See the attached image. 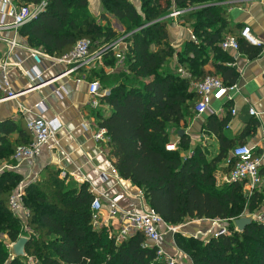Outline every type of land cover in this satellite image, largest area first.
I'll return each instance as SVG.
<instances>
[{"label": "trees", "instance_id": "1", "mask_svg": "<svg viewBox=\"0 0 264 264\" xmlns=\"http://www.w3.org/2000/svg\"><path fill=\"white\" fill-rule=\"evenodd\" d=\"M14 1L17 6L44 4L16 33L26 47L47 56L60 58L85 40L91 55L105 48L100 59L103 66L113 68L118 60L112 45L118 40L125 45L119 72L106 74L101 68L88 72L85 67L79 71L88 83H98L99 102L109 108L107 116L99 109L97 119L98 128L106 133L112 165L120 179L141 190L147 207L172 227L192 220L228 224L224 233L206 240L173 234L175 246L191 264H264V224L251 220L238 231L231 223L261 210L264 192L253 190L249 195L243 181L216 185L215 172L231 146L219 138V154L210 161L199 151L181 157L188 148L184 138L178 151L166 149L167 128L193 115L197 98L189 91L191 82L217 77L201 69L209 51L219 56L221 43L232 37L238 52L250 58L260 52L240 33L233 34L224 7L218 5L227 0H138L139 10L130 0H98L103 10L99 17L90 12L88 0ZM179 12L191 27L192 41L176 53L167 26L169 16ZM111 19L124 26L120 36ZM174 55L189 78L166 68ZM217 73L225 86L234 84L231 70ZM225 125L224 120H210L208 127L219 136ZM15 132L17 139L11 141ZM31 141L21 121L20 127L11 120L0 121V162L5 163L0 171V264H164L157 259L156 248L143 246L141 232L117 243L111 231L94 228L90 211L94 195L87 183H77L67 174L62 178V172L46 167L23 185V176L11 166L16 148ZM20 187L23 211L15 212L10 200ZM22 236L27 239L24 256L12 257L8 246Z\"/></svg>", "mask_w": 264, "mask_h": 264}, {"label": "crops", "instance_id": "2", "mask_svg": "<svg viewBox=\"0 0 264 264\" xmlns=\"http://www.w3.org/2000/svg\"><path fill=\"white\" fill-rule=\"evenodd\" d=\"M135 2L138 4L137 10H139V1L135 0ZM99 5L98 0H88L90 12L93 15L96 14L97 17L102 13L96 10ZM218 5L224 7L227 22L233 34L238 36L243 28H249L253 38L262 43V46L259 47L260 52L256 57L250 58L241 51L223 50L219 56L209 51L207 60L200 64L201 69L205 73L217 76L222 82L223 78L217 73V70H231L236 75L233 84L236 89L231 94L230 100L219 99L212 95L205 113L197 115L193 109L191 118L186 119L178 126L171 124L167 128L169 144L174 145L177 148L175 151H178L179 142L184 138L188 143V148L180 153L181 157L189 158L195 151L196 153L199 151L206 161L218 156L219 138L229 144L231 149L215 172L218 187L229 184L227 177L233 166L232 163H234L231 150L237 145L249 147L261 161V184L255 190L264 192V0H227ZM182 14L179 12L170 15L167 26L168 39L176 53L181 51L185 42L192 41L191 27L187 23H183ZM110 21L113 23V25L111 24L113 29L119 28L118 21L114 19ZM13 39L19 46L10 49L7 41ZM117 42L112 45L113 53L118 60L115 67L107 68L99 59L89 67H85V70L101 68L106 74L119 72L122 67L118 55L124 53L125 45L121 40ZM247 45L253 46L248 43ZM25 46V42L18 37L14 30L6 29L0 32V59L4 58L10 63L18 62L19 64L11 67L9 74L14 97H7L0 92V121L11 120L18 127H20L21 121L22 128L27 130V122L39 113L35 106L41 103L45 107L41 116L47 121H53L58 129L53 140L49 142L50 149L42 148L40 154L31 161H13L14 165L11 166V169L23 176V185L35 179L46 167H51L70 176L72 174L83 176L90 191L92 193L98 191L105 198L125 193L129 195L141 194L139 188L132 186L129 181L119 178L112 165L113 159L110 157L107 142H96L93 139V135L99 129L97 111L101 109L104 116H107L109 108L101 103L97 109L89 106V83L85 80V75L79 69L70 74L65 73V68L47 58H42L41 63L37 65L29 56ZM189 57L192 58L191 55ZM193 66L198 69V65L195 67V63ZM166 68L175 70L185 78L190 77V74L179 65L176 55L173 56ZM34 71L40 73V79L31 80L30 73ZM225 82L228 83V81ZM194 83L196 82L192 81L189 85L191 92L193 91L191 85ZM196 98L197 103L198 97L196 96ZM251 109L257 115H250L249 110ZM232 110L236 112L235 115H232ZM210 120L226 122L220 131V137L209 130ZM16 139L17 132L11 135V141ZM4 165L5 163L2 164V166ZM244 190L248 192V189L244 188ZM121 205L141 209V204L136 199L127 198ZM106 209L107 203L106 200H103V210L106 211ZM242 217L251 218L249 214H244ZM235 222L236 220H233L231 223L237 229ZM209 223L211 221H188L176 226V233L185 237L192 236L205 240L211 236L209 231L215 229L211 228ZM225 225L228 224L222 222L220 227L224 228ZM173 242V235L165 234L161 240V246L169 254L175 255L178 264H191L189 258L172 245Z\"/></svg>", "mask_w": 264, "mask_h": 264}, {"label": "built area", "instance_id": "3", "mask_svg": "<svg viewBox=\"0 0 264 264\" xmlns=\"http://www.w3.org/2000/svg\"><path fill=\"white\" fill-rule=\"evenodd\" d=\"M44 4L37 7L33 6H17L14 0H0V32L6 29H12L17 32V29L22 25L31 21L34 16L42 11ZM175 14V13H174ZM240 37L248 44L256 47H261L262 43L253 38L250 29L245 27L240 31ZM9 48L13 49L19 46L16 40L7 41ZM224 51L238 52V44L232 37H227L220 45ZM31 59L39 65L42 58H47L57 65L65 68V73H73L82 67H89L95 61L100 59L101 54L105 51V48L100 49L94 54H89V43L85 40L78 41L73 49L66 55L60 58H53L45 55L38 49H32L25 46ZM19 65L18 62L10 63L6 59H0V92L7 97H14L10 85V70L11 67ZM31 80L40 79V73L34 71L30 73ZM192 90L198 97V101L195 105L194 111L198 115L205 113L208 110L210 97L212 95L217 98L231 99V94L235 91L236 87L225 86L222 80L218 77L207 76L203 80L191 85ZM88 95L90 97L89 106L93 109L100 107L99 102V85L97 82L88 84ZM39 110L34 118L29 120L26 124L28 132L32 136V141L29 145L24 147H17L13 156L16 161H31L38 156L42 148H51L49 142L55 137V133L58 126L53 121H47L41 113L45 111V107L39 103L35 106ZM232 115H235L234 110L231 111ZM250 115H257L254 110H249ZM93 139L96 142H107V137L104 129H98L93 135ZM166 149L169 151H175L177 148L174 145H167ZM231 156L233 158V166L228 174L227 182L232 183L236 181H243L248 194L250 195L253 190L258 188L261 184L260 165L261 161L259 157L255 156L252 149L245 145H237L231 150ZM61 177H65V173H61ZM73 181L77 183L84 182L85 178L78 175H68ZM22 188L20 187L10 200V207L13 211H23L20 205V195ZM94 198L92 200L91 222L96 229H107L115 236L116 242L120 243L122 240L133 235L134 233L141 232L144 236L143 246L147 248H156L157 259L164 264H178L175 259V255H171L166 252L161 246V240L165 234H175L176 228L168 226L163 223L161 218L150 210L145 204L142 193L136 195L121 194L112 198H105L102 193L98 191L93 192ZM136 199L141 205V209L136 207L122 206V202L127 199ZM103 200H106L107 209L103 210ZM24 213V212H23ZM25 214V213H24ZM251 216V220L264 224V208L254 212ZM224 221L213 220L211 221L214 227V231L210 230L211 236L217 237L218 234L224 233L225 228L220 227ZM116 228V229H114ZM164 228V229H162ZM173 246L174 242L172 243Z\"/></svg>", "mask_w": 264, "mask_h": 264}, {"label": "water", "instance_id": "4", "mask_svg": "<svg viewBox=\"0 0 264 264\" xmlns=\"http://www.w3.org/2000/svg\"><path fill=\"white\" fill-rule=\"evenodd\" d=\"M179 134L181 135V132ZM250 222H251V218L249 217L248 218L242 217V218L237 219L235 222V224L237 225V230L241 231L244 228V226ZM26 241H27L26 238L20 237L18 241L15 243V246H14L15 247L14 251L16 252L15 257L24 256L23 247Z\"/></svg>", "mask_w": 264, "mask_h": 264}, {"label": "rangeland", "instance_id": "5", "mask_svg": "<svg viewBox=\"0 0 264 264\" xmlns=\"http://www.w3.org/2000/svg\"><path fill=\"white\" fill-rule=\"evenodd\" d=\"M136 7H138V4H137V2H135V0H130ZM96 10H97V12H102L103 10H102V7H101V5H99V7H98V9L96 8ZM96 15V14H95ZM94 15V16H95ZM97 17V16H96ZM110 22V25L112 24L113 25V23H112V21H109ZM118 29H115L114 28V30H116L117 31V33L119 34V36L124 32V26L123 25H119L118 24ZM120 40H118V42H119ZM117 42V43H118ZM118 54V53H117ZM119 56H121L120 54L118 55V57ZM121 59V58H120ZM92 68H89V70H88V72L91 70ZM5 168V165L4 166H2V162H0V171L2 170V169H4ZM34 180V179H33ZM208 225H210V227L212 228H217V227H214L213 225H212V223H209ZM224 228H227V226L225 225V227ZM190 233V232H189ZM22 237H24V236H22ZM188 237V236H187ZM207 239V238H206ZM205 239V240H206ZM15 244H12V245H9L8 246V251H9V254L12 256V257H15V254H16V252L14 251L15 250Z\"/></svg>", "mask_w": 264, "mask_h": 264}]
</instances>
